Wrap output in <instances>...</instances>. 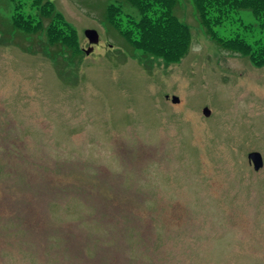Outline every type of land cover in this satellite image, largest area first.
Masks as SVG:
<instances>
[{
	"label": "rangeland",
	"instance_id": "obj_1",
	"mask_svg": "<svg viewBox=\"0 0 264 264\" xmlns=\"http://www.w3.org/2000/svg\"><path fill=\"white\" fill-rule=\"evenodd\" d=\"M51 1L71 42L57 62L43 32L9 33L0 0V264H264V66L187 0L190 48L169 65L105 26V0ZM231 17L219 40L253 44L250 9Z\"/></svg>",
	"mask_w": 264,
	"mask_h": 264
},
{
	"label": "trees",
	"instance_id": "obj_2",
	"mask_svg": "<svg viewBox=\"0 0 264 264\" xmlns=\"http://www.w3.org/2000/svg\"><path fill=\"white\" fill-rule=\"evenodd\" d=\"M14 13L9 18V33L23 38L45 34L43 54L56 61L58 54L71 42L62 34L61 15L53 8L51 0H10ZM194 8L199 28L226 50L240 54L255 68L264 66V0H187ZM180 0H105L102 22L115 29L132 50H140L145 59H160L165 65L178 64L188 52L191 44V29L175 14ZM130 7L132 11H128ZM249 8L254 22H239L245 35L254 30L258 38L253 44L238 35L226 41L219 40L214 28L232 22V13ZM57 17L54 24L52 21ZM125 19L122 25V19ZM122 25V26H121ZM125 27V28H124ZM125 33L122 34L123 30ZM28 40V39H26ZM56 48V50H52ZM50 49V51H49ZM75 49V46H74ZM75 52L82 53L81 44ZM51 52V54H50ZM57 62V61H56Z\"/></svg>",
	"mask_w": 264,
	"mask_h": 264
},
{
	"label": "water",
	"instance_id": "obj_3",
	"mask_svg": "<svg viewBox=\"0 0 264 264\" xmlns=\"http://www.w3.org/2000/svg\"><path fill=\"white\" fill-rule=\"evenodd\" d=\"M85 38L87 39L88 43L90 45L97 44L99 42V35L98 33L91 29V30H86L84 32ZM90 48L88 50H84L85 54L88 55L90 53ZM179 100L177 98H173L172 102L177 103ZM202 113L204 116L209 115V110L207 108H204L202 110ZM248 160L250 163L253 164V168L255 171L259 170L262 167V157L258 152H251L248 154Z\"/></svg>",
	"mask_w": 264,
	"mask_h": 264
},
{
	"label": "flooded vegetation",
	"instance_id": "obj_4",
	"mask_svg": "<svg viewBox=\"0 0 264 264\" xmlns=\"http://www.w3.org/2000/svg\"><path fill=\"white\" fill-rule=\"evenodd\" d=\"M90 48V47H89ZM91 50L90 51H93L92 48H90Z\"/></svg>",
	"mask_w": 264,
	"mask_h": 264
}]
</instances>
